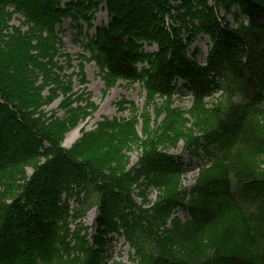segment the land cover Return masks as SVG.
<instances>
[{"label":"trees","instance_id":"16d2710c","mask_svg":"<svg viewBox=\"0 0 264 264\" xmlns=\"http://www.w3.org/2000/svg\"><path fill=\"white\" fill-rule=\"evenodd\" d=\"M178 2L0 0V264H106L107 238L132 230L136 218L151 237L137 264H264V0ZM103 8L109 22L85 32ZM220 10L235 26L219 19ZM15 14L26 31L10 25ZM66 19L87 39L91 58H82L108 81L140 83L150 100L186 90L199 121L191 128L168 108L161 128L139 142L133 120H105L64 149L66 133L96 109L74 98L72 75L63 80L73 67L57 30ZM199 35L212 42L205 64L196 60L199 50L189 57ZM145 44L158 50L146 52ZM58 90L65 119L42 110ZM180 140L193 156L211 160L190 193L182 188V164L163 153ZM134 146L142 155L130 170ZM135 185L165 194L149 214L131 195ZM74 196L99 208L91 241L72 228L83 214L71 208ZM177 209L185 222L176 221Z\"/></svg>","mask_w":264,"mask_h":264},{"label":"rangeland","instance_id":"374dc122","mask_svg":"<svg viewBox=\"0 0 264 264\" xmlns=\"http://www.w3.org/2000/svg\"><path fill=\"white\" fill-rule=\"evenodd\" d=\"M181 3L180 0L178 4ZM11 10L13 11L14 7H11ZM222 17L226 18L228 22L235 26V20L232 15L220 10L219 19ZM23 20L21 14H15L10 25L16 28L21 27L23 31H26L27 28L22 27ZM108 22V12L105 9H101L95 15L93 28L88 29L86 27L85 32L94 35L98 27ZM168 22L172 24V21L169 19ZM57 30L65 43L62 53L64 52L72 55L73 67L67 69L65 67V71L62 73L63 80L66 81L65 76L69 77L72 75L73 92L76 94L74 98L77 96L87 99L93 103L96 108L92 115L88 116L85 120H81L66 133L62 142V147L64 149L71 150L84 133L95 131L99 123L105 120H118L120 122L124 120H133V122H135V131L138 135L139 142L151 137L150 130H152V128H161L162 123L167 120L168 114L170 115L168 108L189 122L188 126L191 128L193 124L196 123V120L199 121L197 117L192 116V111H194V100L192 94L188 91H177L175 98L169 101L160 97H155L153 98L154 100H150L151 98L148 97L144 87L140 83H128L124 80L108 81L109 79L104 77L95 62L87 61L82 58V55L91 58V53L85 49L87 39L78 35L77 31L72 27V21L70 19L64 20L63 24L57 27ZM211 46L212 42L209 37L198 36L195 38L190 48L189 56L196 50H199L197 61L204 63ZM144 49L146 52H155L158 50V47L156 44L151 46L145 44ZM60 61L61 66L66 65L65 58H60ZM80 64L84 66L83 72L85 81L82 79L81 69L79 68ZM178 86L181 87V82H179ZM49 91L50 88L47 87L42 93V96L47 98L49 96ZM57 95L58 96L53 101L45 104L42 110L47 117L65 119L66 110L62 106L65 97L60 90L57 91ZM221 95L222 93H217L206 99L204 110H206V108H212L213 104ZM78 104L81 106L86 105L85 102ZM73 107H76V105ZM203 117L204 116L201 115L200 119ZM161 147H159V151ZM136 148L138 147L134 146L128 153V169L130 170L136 167L142 155V149L138 150ZM236 150L238 149L236 148ZM192 151L193 150L188 147V144H186L184 140H180L175 145L173 144L163 149V153L177 157L179 163L182 164L184 169V174L182 175V188L186 189L188 193L191 192L199 180L201 171L205 168H209L211 165L210 159L193 156ZM27 171L30 176L32 174V169L28 168ZM130 192L138 209L147 214L150 213V210L165 195L156 188L137 187L136 185L135 187L133 186ZM80 196L82 199L85 198L84 193ZM76 199V196L70 199L71 208L77 211H83V214H81L82 217L80 219L72 223V228H77L78 231L81 232V236H86L87 239L91 241L92 236H95L97 232L96 221L100 217L99 208L93 203L92 199L87 201L85 206L78 204ZM139 210H137V213L141 215ZM174 216L178 218L176 220L177 222L186 221V212L184 210L177 209ZM136 220L129 221L132 230L127 232L123 230L121 231L122 234L117 232L107 238L105 253L106 264H137V260L140 262L139 253L145 256V252L148 251L149 246H151V237L145 233L147 226L142 224L141 221H137L138 223H136ZM80 222L81 224L77 225V223ZM167 227L170 228V226ZM128 236H130V238H128ZM132 238H134L133 241L131 240Z\"/></svg>","mask_w":264,"mask_h":264}]
</instances>
